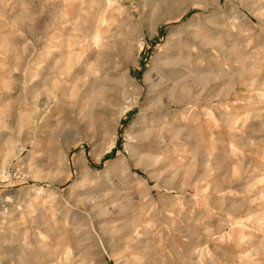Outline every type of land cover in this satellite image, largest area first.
I'll use <instances>...</instances> for the list:
<instances>
[{"label": "rangeland", "instance_id": "rangeland-1", "mask_svg": "<svg viewBox=\"0 0 264 264\" xmlns=\"http://www.w3.org/2000/svg\"><path fill=\"white\" fill-rule=\"evenodd\" d=\"M0 264H264V0H0Z\"/></svg>", "mask_w": 264, "mask_h": 264}]
</instances>
